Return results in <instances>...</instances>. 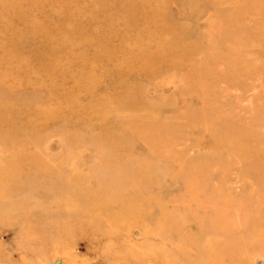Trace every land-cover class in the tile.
<instances>
[{"label": "rangeland", "instance_id": "374dc122", "mask_svg": "<svg viewBox=\"0 0 264 264\" xmlns=\"http://www.w3.org/2000/svg\"><path fill=\"white\" fill-rule=\"evenodd\" d=\"M0 264H264V0H0Z\"/></svg>", "mask_w": 264, "mask_h": 264}, {"label": "bare ground", "instance_id": "6f19581e", "mask_svg": "<svg viewBox=\"0 0 264 264\" xmlns=\"http://www.w3.org/2000/svg\"><path fill=\"white\" fill-rule=\"evenodd\" d=\"M118 64V63H117ZM145 167V166H144ZM138 168V167H137ZM33 172H35V171H33ZM26 175V174H25ZM3 176V175H2ZM144 176V175H143ZM7 179V178H6ZM139 180H140V178H139ZM141 181V180H140ZM124 182V181H123ZM3 183V182H2ZM1 194H2V192H1ZM108 196V195H107ZM137 197V196H136ZM124 199V198H123ZM84 200V199H83ZM105 200V199H104ZM136 200V199H135ZM113 201V200H112ZM131 201V200H130ZM72 202V201H71ZM91 201H89V204H91L90 203ZM115 202V201H114ZM158 202V201H157ZM119 203H121V202H119ZM85 204H87L88 205V201H86V203ZM156 204V203H155ZM130 205V204H129ZM86 207V206H85ZM101 207V206H100ZM88 208V207H87ZM92 208V207H91ZM141 208V207H140ZM160 208V207H159ZM139 209V208H138ZM85 210V209H84ZM89 212H90V210H89ZM87 216V215H86ZM117 216V215H116ZM124 216V215H123ZM176 216V215H175ZM112 218V217H111ZM110 218V219H111ZM98 220V219H97ZM128 220V219H127ZM127 220H125V221H127ZM178 226V225H177Z\"/></svg>", "mask_w": 264, "mask_h": 264}]
</instances>
